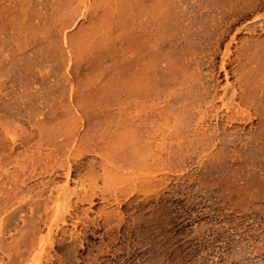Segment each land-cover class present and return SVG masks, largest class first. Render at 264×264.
<instances>
[{
	"label": "rangeland",
	"instance_id": "rangeland-1",
	"mask_svg": "<svg viewBox=\"0 0 264 264\" xmlns=\"http://www.w3.org/2000/svg\"><path fill=\"white\" fill-rule=\"evenodd\" d=\"M0 264H264V0H0Z\"/></svg>",
	"mask_w": 264,
	"mask_h": 264
}]
</instances>
